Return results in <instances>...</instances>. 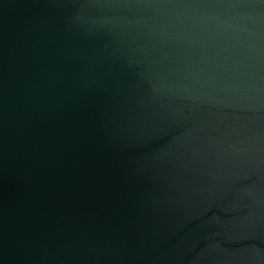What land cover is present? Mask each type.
Segmentation results:
<instances>
[{
	"label": "water",
	"instance_id": "1",
	"mask_svg": "<svg viewBox=\"0 0 264 264\" xmlns=\"http://www.w3.org/2000/svg\"><path fill=\"white\" fill-rule=\"evenodd\" d=\"M0 264H264V0L0 6Z\"/></svg>",
	"mask_w": 264,
	"mask_h": 264
},
{
	"label": "bare ground",
	"instance_id": "2",
	"mask_svg": "<svg viewBox=\"0 0 264 264\" xmlns=\"http://www.w3.org/2000/svg\"><path fill=\"white\" fill-rule=\"evenodd\" d=\"M11 0H0V6L6 5L10 2Z\"/></svg>",
	"mask_w": 264,
	"mask_h": 264
}]
</instances>
